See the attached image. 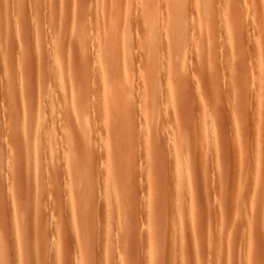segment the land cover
<instances>
[{
    "label": "rangeland",
    "instance_id": "obj_1",
    "mask_svg": "<svg viewBox=\"0 0 264 264\" xmlns=\"http://www.w3.org/2000/svg\"><path fill=\"white\" fill-rule=\"evenodd\" d=\"M154 1L0 0V264H264V0Z\"/></svg>",
    "mask_w": 264,
    "mask_h": 264
},
{
    "label": "bare ground",
    "instance_id": "obj_2",
    "mask_svg": "<svg viewBox=\"0 0 264 264\" xmlns=\"http://www.w3.org/2000/svg\"><path fill=\"white\" fill-rule=\"evenodd\" d=\"M141 1H143V0H141ZM146 1L148 2V3L146 2L147 6H148V4H149L151 7L154 8V6H152V5H154V4H152V3L155 2L154 0H151V3H149L150 0H149V1L146 0ZM207 1H208V0H207ZM247 1L249 2L250 0H247ZM205 2H206V1H205ZM151 4H152V5H151ZM157 5H158V4H157ZM206 5H208V4H206ZM206 5H205V6H206ZM140 6H141V4H140ZM205 6H203V8H204ZM210 6H211V5H210ZM243 6H245V9H246L247 2H245V4H244ZM248 6L250 7V4H248ZM141 7H142V6H141ZM151 7H150L149 9H151ZM249 7H248V8H249ZM128 8H129V7H128ZM146 8H147V7L144 8V6H143V9H146ZM205 8H207V6H206ZM240 8H241V7H240ZM137 9H138V8H137ZM141 9H142V8H141ZM207 9H208V8H207ZM245 9L242 7V10H245ZM190 10H191V9H190ZM204 10H205V9H204ZM142 11L144 12V10H142ZM142 11H141V12H142ZM149 11H150V10H148V12H149ZM151 11H152V9H151ZM206 11H207V10H206ZM134 12H135V11H134ZM146 12H147V9H146V11H145V14H146ZM167 12H168V11H167ZM243 12H244V11H243ZM248 13H250V12H248ZM150 14H152V13L150 12ZM168 14H169V13H168ZM244 14H246V12H245ZM148 15H149V13H148ZM156 15H158V14L156 13ZM163 15H164V14H163ZM172 15H173V14H172ZM241 15H242V14H241ZM241 15H240V16H241ZM262 15H263V14H262ZM132 16H133V15H132ZM150 16H152V15H149V16L146 15V18H147V19H146V18H144V19L148 20V18H149ZM168 16H169V15H168ZM246 16H247V15H246ZM144 17H145V15H144ZM154 17H155V16H154ZM166 17H167V15H166ZM242 18H243V17H241V19H242ZM11 19H12V18H11ZM241 19H240V20H241ZM3 20H4V19H3ZM42 20H43V19H42ZM243 20L245 21V19H243ZM154 22H155V21H154ZM158 22H159V20H158ZM147 23H148V22H147ZM241 23H243V22H241ZM111 24H112V23H111ZM125 24H126V23H125ZM246 24H247V23H246ZM158 25H160V23H158ZM227 25H228V24H227ZM206 26H207V25H206ZM120 27H121V26H120ZM120 27H119V28H120ZM115 28H116V27H115ZM154 28H155V25H154ZM229 28H230V27H229ZM125 29H126V28H125ZM152 30H154V29H152ZM130 32H131V31H130ZM124 36H125V35H124ZM95 38H96V37H95ZM153 39H154V38H153ZM89 42H90V41H89ZM66 46H67V45H66ZM160 46H161V45H160ZM104 47H105V46H104ZM53 52H54V51H53ZM106 52H107V51H106ZM126 52H127V51H126ZM54 53H55V52H54ZM97 53H99V52L97 51ZM125 54H126V53H125ZM49 55H50V54H49ZM52 55H53V54H52ZM55 60H56V59H55ZM169 60H170V59H169ZM58 62H59V61H58ZM169 63H171V62H169ZM56 64H57V63H56ZM56 64H55V65H56ZM59 64H60V63H59ZM59 64H58V65H59ZM65 66H66V65H65ZM106 66H107V65H106ZM248 67H249V66H248ZM58 68H59V67H58ZM62 68H63V67H62ZM66 68H67V67H66ZM107 68H108V67H107ZM110 68H111V67H110ZM158 68H159V66H158ZM162 68H164V66H162ZM250 68H252V65H251V64H250ZM102 69H103V68H102ZM248 69H249V68H248ZM55 70H56V69H55ZM58 70H59V69H58ZM58 70H56V71H58ZM62 70H65V69H62ZM91 70H92V69H91ZM163 70H165V69H162V71H163ZM250 70L253 71V68L248 70L249 72H252V71H250ZM49 71H50V70H49ZM66 71H67V70H66ZM162 71H161V72H162ZM61 72H63V71H61ZM92 72H93V71H91V73H92ZM94 72H95V71H94ZM94 72H93V73H94ZM99 72H100V71H99ZM99 72H97V73L95 72V73L97 74V76H98V73H99ZM109 72H110V71H109ZM196 72H197V71H196ZM55 73H57V72H55ZM104 73H106V71H104ZM107 73H108V70H107ZM107 73H106V75H107ZM163 73H164V71H163ZM191 73H192V72H191ZM245 73H246V72H245ZM50 74H51V73H50ZM60 74H61V73L59 72V75H60ZM63 74H64V72H63ZM108 74H109V73H108ZM138 74H139V73H138ZM168 74H169V73H168ZM168 74H166V75H168ZM106 75H105V77H107ZM195 75H198V74L195 73ZM244 75H245V74H244ZM249 75H250V74H249ZM57 76H58V73H57ZM62 76H63V75L61 74V77H62ZM101 76H102V75H101ZM170 76H171V75H170ZM246 76H247V75H246ZM163 77H164V80H166L165 73H164ZM168 77H169V75H168ZM186 77H188V76H186ZM190 77H191V76H190ZM244 77H245V76H244ZM47 78H48V77H47ZM57 78H58V77H57ZM62 78H63V77H62ZM95 78H96V77H95ZM182 78H183V77H182ZM191 78H193V77H191ZM59 79H60V78H59ZM170 79H171V78H170ZM57 80H58V79H57ZM64 80H67V78H66V79L64 78ZM139 80H140V79H139ZM167 80L169 81V79H167ZM167 80H166V81H167ZM191 80H192V79H191ZM61 81L63 82V80H61ZM112 81H113V80H112ZM112 81H111V82H112ZM116 81H117V80H116ZM118 82H119V81H118ZM118 82H115V83H117V86L119 85ZM121 82H122V81H121ZM121 82H120V86L122 85ZM154 82H155V81H154ZM107 83H108V82H107ZM112 83H114V82H112ZM126 83H127V81H126ZM128 83H129V82H128ZM128 83H127V84H128ZM166 83H168V82H166ZM169 83H170V82H169ZM169 83H168V84H169ZM171 83H172V82H171ZM219 83H220V82H219ZM221 83H222V82H221ZM58 84H59V83H58ZM63 84H64V82H63ZM65 84H66L65 87H66V89H67V87H68L67 82H66ZM72 84H73V83H72ZM123 84H125V83H123ZM59 85H60V84H59ZM111 85H112V84H111ZM220 85H221V84H220ZM120 86H119V88L117 87L119 90L123 87V86H121V88H120ZM130 86H131V85H130ZM130 86H129V87H130ZM221 86H222V85H221ZM125 87H126V84H125ZM149 87H150V86H149ZM155 87H156V86H155ZM164 87H165V85H164ZM171 87H172V86H171ZM222 87H223V86H222ZM126 88H128V87H126ZM151 88H152V87H151ZM167 88H168V87H167ZM192 88H193V87H192ZM118 89H117V90H118ZM171 89H172V88H171ZM220 89H221V88H220ZM11 90H12V89H11ZM11 90H10V91H11ZM119 90H118V91H119ZM10 91H8V92H10ZM15 91H16V90H15ZM15 91H14V92H15ZM18 91H19V90H18ZM67 91H68V90H67ZM153 91H154V90H153ZM172 91H173V89H172ZM58 92H60V91L58 90ZM65 92H66V90H65ZM105 92H106V91H105ZM114 92H115V91H114ZM27 93H28V92H27ZM51 93H52V92H50V94H51ZM60 93H61V92H60ZM103 93H104V92H103ZM103 93H102V94H103ZM117 93H118V92H117ZM117 93H112V94L114 95V97H115L114 100H113V98H112L113 95H111V96L109 95V96H110V98H109L110 101H113L112 104L114 103L115 105L117 104V101L119 102V104H121L120 101H122V99H120V101H119V100H116L117 97H116L115 95L118 96ZM120 93H121V91H120ZM7 94H8V93H7ZM16 94H17V93H16ZM16 94L13 93V94H12V97H13V95L16 96ZM48 94H49V93H48ZM50 94H49V96H51ZM54 94H55V93H54ZM64 94H65V93H64ZM105 94H106V93H105ZM121 94H122V93H121ZM155 94H156V93H155ZM162 94H163V93H162ZM97 95H98V94H97ZM51 97H52V96H51ZM64 97H65V96H64ZM101 97H102V96H101ZM119 97H120V96H119ZM151 98H152V97H151ZM8 99H9V98H8ZM8 99H7V100H8ZM100 99H101V98H100ZM111 99H112V100H111ZM124 99H125V98H124ZM124 99H123V100H124ZM153 99H154V98H153ZM10 100H11V99H10ZM97 100H98V99H97ZM115 100H116V101H115ZM129 100H130V99H129ZM8 101H9V100H8ZM64 101H65V100H64ZM66 101H67V99H66ZM66 101H65V103H67V105H68V101H67V102H66ZM114 101H115V102H114ZM98 102H99V101H98ZM122 102H123V101H122ZM124 102H125V101H124ZM242 103H243V102H242ZM57 104H58V103H57ZM119 104H118V105H119ZM123 104H124V103H123ZM115 105H114V110H115V107H116ZM118 105H117V106H118ZM32 106H33V105H32ZM62 106H63V105H62ZM64 107H65V105H64ZM64 107H63V109H64V111L66 112L67 107H65V108H64ZM149 107H150V106H149ZM116 108H117V107H116ZM118 108H119V107H118ZM122 108H123V107H122ZM11 109H12V108H11ZM40 109H41V108H40ZM65 109H66V110H65ZM123 109H124V108H123ZM123 109H122V110H123ZM146 109H147V108H145V110H146ZM15 110L17 111L16 107H15ZM15 110H14V111H15ZM22 110H25L26 113H25L24 111H22ZM22 110H21V111L24 112V114H26V115L22 114V117H24V116L26 117L27 114H28V118L26 117V119H24V118H25V117H24V118L22 119V122H21V123H22V125H24L27 121H31L32 116H33V115L31 116V114H33V112L30 110V107L28 108L29 111H27V110L24 109V108H23ZM104 110H105V109H103V111H104ZM114 110H113V111H114ZM118 110H119V109H117V111H118ZM120 110H121V109H120ZM147 110H148V109H147ZM151 110H152V109H151ZM38 111H40V110H38ZM103 111H102V112H103ZM40 112H41V111H40ZM42 112H43V111H42ZM59 112H60V111H59ZM65 112H64V113H65ZM102 112H101V113H102ZM146 112H147V111H146ZM12 113H13V112H12ZM17 113H18V115H19V112H17ZM17 113H16V114H17ZM109 113H110V112H109ZM136 113H137V112H136ZM34 114H36V113H34ZM59 114H60V113H59ZM59 114H58V115H59ZM65 114H66V113H65ZM104 114H105V112H104ZM104 114H102V115H104ZM110 114H111V113H110ZM114 114H115V113H114ZM116 114H117V112H116ZM119 114H120V113H119ZM121 114H122V113H121ZM161 114H162V113H161ZM208 114H209V113H208ZM239 114H240V113H239ZM14 115H15V113H14ZM18 115H17L16 117H18ZM23 115H24V116H23ZM61 115H62V114H61ZM61 115H60V118H63V117H61ZM102 115H100V116H102ZM123 115H125V114H122V117H123ZM41 116H42V115H41ZM41 116H40V117H41ZM108 116H109V115H108ZM112 116H113V115H112ZM120 116H121V115H120ZM146 116H147V115H146ZM208 116H209V115H208ZM29 117H31V118L29 119ZM40 117H39V118H40ZM46 117H47V116H46ZM105 117L107 118V116H105ZM110 117H111V116H109V118H107V119H108V120L110 119V120L113 121L114 119H111ZM39 118H38V119H39ZM41 118H42V117H41ZM52 118L54 119V117H52ZM94 118H96V117H94ZM126 118H127V117H126ZM45 119H46V118H45ZM45 119H42V121L45 120ZM101 119H102V118H101ZM101 119H100V121H102V120L104 121V118H103L102 120H101ZM119 119H120V118H119ZM201 119H202V117H201ZM203 119H205V118H203ZM209 119H210V117H209ZM25 120H27V121H25ZM46 120H47V119H46ZM51 120H52V119H51ZM59 120H60V119H59ZM64 120H65V119H64ZM105 120H106V119H105ZM108 120H107V121H108ZM122 120H123V119H122ZM205 120H206V119H205ZM23 121H24V122H23ZM52 121H53V120H52ZM57 121H58V120H57ZM57 121H56V122H57ZM61 121H62V120H61ZM61 121H60V122H61ZM95 121H97V120L95 119ZM198 121H199V120H198ZM198 121H197V122H198ZM203 121H204V120H203ZM203 121H202V124H204ZM209 121H210V120H209ZM209 121H208V122H209ZM104 122H106V121H104ZM115 122H116V120H115ZM205 122H206V121H205ZM28 123H30V122H28ZM48 123H49V122H48ZM65 123H66V121H65ZM111 123H112V122H111ZM117 123H118V122H117ZM122 123H123V122H122ZM206 123H207V122H206ZM31 124H32V123H31ZM61 124H62V123H61ZM63 124H64V123H63ZM114 124H115V123H114ZM135 124H136V123H135ZM209 124H211V122H210ZM22 125H21L20 127L25 128V127H23ZM29 125H30V124H29ZM87 125H88V124H87ZM116 125H117V124H116ZM119 125H120V124H119ZM124 125H125V124H124ZM126 125H127V124H126ZM24 126H25V125H24ZM122 126H123V125H122ZM212 126H213V125H210L209 128H208V130L211 129V131L208 132V136H209V137H208V136L205 137V138H207V140H208V138H209V140L206 141V143L208 142V147H210L208 150H210L211 147L215 144V134H214V131L212 130ZM20 127H19V128H20ZM60 127H61V126H60ZM60 127H59V128H60ZM88 127H89V126H88ZM137 127H138V126H137ZM210 127H211V128H210ZM22 128H21V129H22ZM62 128H63V127H62ZM159 128H160V127H159ZM199 128H200V127H199ZM202 128H203V127H202ZM206 128H207V127H206ZM206 128H205L204 130L208 131ZM213 128H214V127H213ZM63 129H64V128H63ZM63 129H59V130H63ZM13 130H14V132H15V133H14V136H15L16 140H19V135H20L19 133H21V132L24 133V132H23V131L19 132L20 129H18L17 127H16L15 129H13ZM22 130H23V129H22ZM24 130H25V129H24ZM28 130H29V128H28ZM85 130H86V129H85ZM159 130H160V129H159ZM190 130H191V129H190ZM8 131H9V130H8ZM30 131H31V128H30V130L28 131V135H29V136L32 135V134H31L32 132L30 133ZM115 131L117 132V130H115ZM140 131H141V130H140ZM201 131H202V130H201ZM46 132H47V131H46ZM59 132H60V131H59ZM87 132L89 133L90 131H88V129H87V130H86V133H87ZM104 132H105V131H104ZM113 132H114V131H113ZM158 132H159V131H158ZM197 132H199V131L197 130ZM4 133H5V132H4ZM47 133H48V132H47ZM50 133H51V132H49L48 135H50ZM88 133H87V134H88ZM107 133H108V132H107ZM177 133H178V132H177ZM8 134H9V133H8ZM12 134H13V133H12ZM26 134H27V133H26ZM26 134H24V135H26ZM138 134H139V133H138ZM203 134H204V133H203ZM203 134H202L201 136H206L205 134H204V135H203ZM206 134H207V133H206ZM21 135H22V134H21ZM41 135H42V134H41ZM41 135H40V137L42 138ZM53 135H54V133H53ZM53 135L49 136V138H50V137L53 138ZM29 136H27V137H29ZM43 136L45 137V138L43 137V139H45V141H47V140L49 139L47 135H46V136L43 135ZM54 136H55V135H54ZM88 136H89V134H88L86 137H88ZM138 136H139V135H138ZM140 136H141V135H140ZM174 136H175V135H174ZM197 136H198V135H197ZM201 136H200V137H201ZM22 137H23V135H22ZM30 137H32V136H30ZM30 137L28 138L29 140H31ZM33 137H34V136H33ZM46 137H47V139H46ZM113 137H114V136H113ZM1 138H2V137H1ZM17 138H18V139H17ZM168 138H170V137H168ZM182 138H183V141H182V142H185V141H184V137H182ZM203 138H204V137H203ZM203 138H202V139H203ZM205 138H204V139H205ZM23 139L25 140V137H23ZM43 139H41V140H43ZM54 139H55V138H53V140H54ZM1 140H2V139H1ZM41 140H40V141H41ZM53 140H52V141H53ZM118 140H119V139H118ZM120 140H121V139H120ZM120 140H119V141H120ZM198 140H199V139H198ZM200 140H201V139H200ZM5 141H6V140H5ZM27 141H28V140H27ZM34 141L37 142V138H36ZM43 141H44V140H43ZM45 141H44V142H45ZM115 141H116V137H115ZM172 141H173V139L170 140V142H172ZM174 141H175V140H174ZM176 141H177V140H176ZM7 142H8V141H7ZM9 142H11V141H9ZM29 142H30V141H29ZM112 142H113V141H112ZM197 142H198V141H197ZM199 142H200V141H199ZM203 142H205V140H204ZM12 143H13V142H12ZM14 143H15V142H14ZM14 143H13V144H14ZM24 143H25V141H24ZM27 143H28V142H27ZM27 143H26V144H27ZM30 143H31V142H30ZM175 143H177V142H175ZM230 143H231V142H230ZM51 144H52V143H51ZM197 144H198V143H197ZM203 144H204V143H203ZM35 145H36V144H35ZM43 145H44V144H43ZM66 145H67V144H66ZM123 145H124V144H123ZM176 145H177V144H176ZM220 145H221V144H220ZM229 145H230V144H229ZM238 145H239V144H238ZM47 146H48V145H47ZM67 146H68V145H67ZM169 146H170V145H169ZM174 146H175V145H171V147H173L172 150H171V153H172V151H173V153H175L174 151L177 150V149L174 150ZM198 146H200V145H198ZM5 147H6V146H5ZM19 147H20V146H19ZM21 147H22V146H21ZM21 147H20V148H21ZM27 147H28V146H27ZM30 147H31V146H30ZM33 147H34V146H33ZM105 147H106V146H105ZM115 147H116V146H115ZM180 147H181V148H179V147H178V148L182 151V149H184V148L187 147V144L184 143V144L180 145ZM213 147H214V146H213ZM22 148H23V147H22ZM35 148H36V147H35ZM42 148H43V147H42ZM45 148H46V146H45ZM102 148H103V147H102ZM102 148H101V149H102ZM106 148H107V147H106ZM112 148H113V147H112ZM198 148H199V147H198ZM228 148H229V147H228ZM24 149H26V148H24ZM27 149H29V147H28ZM230 149H231V148H230ZM35 150H36V149H35ZM103 150H104V149H103ZM199 150H200V148L198 149L197 152H200ZM211 150H212V149H211ZM112 151H113V150H112ZM169 151H170V150H169ZM24 152H25V151H24ZM27 152H28V151H27ZM33 152H34V151H33ZM100 152H101V151H100ZM106 152H107V151H106ZM110 152H111V151H110ZM110 152H109V153H110ZM176 152H177V151H176ZM216 152H218V150H217ZM200 153H201V152H200ZM21 154H23V153H21ZM25 154H26V153H25ZM35 154H37V153H35ZM107 154H108V153H107ZM211 154H212V153H211ZM211 154H210V155H211ZM215 154H217V153H215ZM215 154H214V157H215ZM0 155H1V154H0ZM109 155H110V154H109ZM147 155H148V154H147ZM174 155H175V154H174ZM183 155H184V154H183ZM183 155H182V153H181V156H183ZM217 155H218V154H217ZM242 155H243V154H242ZM34 156H35V155H33V157H34ZM114 156H116V155H114ZM196 156H197V155H196ZM249 156H250V155H249ZM29 157H30V156H29ZM212 157H213V156H212ZM229 157H231V156L229 155ZM30 158H31V157H30ZM36 158H37V157H36ZM108 159H109V158H108ZM175 159H176L175 161H176L177 165H179V168H178V169H179V171H181V175H182V178H181V181H182V182H181V185H182V187H184L185 189L190 190L191 182H190V179L188 178V177H189V176H188V174H189V173H188V172H189V171H188V158L186 159V158H184V156L181 158L178 154H176ZM196 159H197V158H196ZM242 159H243V158H242ZM27 160H28V159H27ZM208 160H211V159H208ZM212 160H213V159H212ZM238 160H239V157H238ZM15 161H16V160H15ZM28 161H30V159H29ZM31 161H33V160H31ZM165 161H166V160H165ZM10 162H11V161H10ZM24 162H26V161H24ZM168 162H169V161H168ZM196 162H197V160H196ZM240 162H241V161H240ZM12 163H13V162H12ZM35 163H36V162H35ZM35 163H34V164H35ZM212 163H213V161H212ZM24 164H25V163H24ZM169 164H170V163H169ZM169 164H168V165H169ZM213 164H214V163H213ZM216 164H219V163L216 162ZM236 164H237V163H236ZM15 165H16V164H15ZM203 165H204V162H203ZM239 165H241V163H240ZM8 166H9V165H8ZM196 166H197V165H196ZM22 167H23V166H22ZM27 167H28V166H27ZM29 167H30V166H29ZM202 167H203V166H202ZM213 167H214V166H213ZM1 168H3V167H1ZM11 168H12V167H11ZM34 168H35V167H34ZM70 168H71V167H70ZM9 169H10V167H9ZM29 169H30V168H29ZM42 169H43V168H42ZM76 169H77V168L75 167V170H76ZM174 169H175V167H174ZM174 169H173V170H174ZM192 169H193V168H192ZM229 169H230V168H229ZM239 169H241V168H239ZM33 170H34V169H33ZM33 170H32V171H33ZM36 170H37V169H36ZM198 170H199V169H198ZM210 170H213V169L211 168ZM233 170H234V168H233ZM237 170H238V169H237ZM241 170H242V169H241ZM248 170H249V169H248ZM11 171H12V170H11ZM73 171H74V170H73ZM171 171H172V170H171ZM199 171H200V170H199ZM12 172H13V171H12ZM173 172L176 173V171H173ZM197 172H198V171H197ZM197 172H196V173H197ZM202 172L204 173L203 169H202ZM215 172H216V171H215ZM229 172H230V171H229ZM247 172H248V171H247ZM6 173H7V172H6ZM8 173H9V172H8ZM16 173H17V172H16ZM169 173H170V172H169ZM203 173H202V174H203ZM241 173H242V172H241ZM117 174H118V173H117ZM179 174H180V173H179ZM242 174H243V173H242ZM195 175H196V174H195ZM34 176H35V175H34ZM37 176H38V174H37ZM122 176H123V175H122ZM196 176H197V175H196ZM200 176H202V175H200ZM217 176H218V175H217ZM236 176H237V174H236ZM239 176H241V174H240ZM125 177H126V176H125ZM179 177H181V176H179ZM179 177H177V179H178ZM197 177H198V178H197ZM197 177H196V178L199 179V174H198ZM28 178H30V177H28ZM28 178H27V179H28ZM33 178H34V177H33ZM37 178H38V177H37ZM105 178H106V177H105ZM232 178H233V177H232ZM30 179H31V178H30ZM34 179H36V178H34ZM34 179H33V180H34ZM43 179H44V178H43ZM87 179H88V177H87ZM107 179H108V178H107ZM115 179H116V178H115ZM90 180H91V179H90ZM108 180H109V179H108ZM126 180H127V179H126ZM179 180H180V179H179ZM179 180H178V181H179ZM195 180H196V179H195ZM262 180H263V179H262ZM80 181H81V180H80ZM105 181H106V179H105ZM105 181H104V182H105ZM178 181H177V183H179ZM230 181H231V179H230ZM90 182H91V181H90ZM90 182H89V183H90ZM106 182L109 183L110 181H106ZM238 182H240V181H238ZM28 183H29V182H28ZM36 183H37V182H36ZM110 183H111V182H110ZM29 184H30V183H29ZM76 184H77V183H76ZM113 184H114V183H113ZM113 184L111 183V185H113ZM120 184H121V183H120ZM241 184H242V183H241ZM38 185H39V184H38ZM69 185H70V184H69ZM107 185H108V184H107ZM107 185H106V186H107ZM111 185H110V186H111ZM167 185H168V183H167ZM243 185H246V184H243ZM89 186H90V185H89ZM108 186H109V185H108ZM113 186H114V185H113ZM113 186H112V187H113ZM178 186H179V184H178ZM206 186H207V185H206ZM216 186H217V185H216ZM227 186H228V185H227ZM238 186H239V185H238ZM38 187H39V186H38ZM104 187H105V186H104ZM116 187H117V186H116ZM120 187H121V186H120ZM243 187L245 188V186H243ZM90 188H91V187H90ZM113 188H114V187H113ZM113 188H112V189H113ZM171 188H172V187H171ZM176 188H177V187H176ZM179 188H180V187H179ZM184 188H183V189H184ZM108 189H109V188H108ZM112 189H111V190H112ZM116 189H117V188H116ZM194 189H195V188H194ZM238 189H239V187H238ZM257 189H258V188H257ZM79 190H80V189H79ZM83 190H84V189H83ZM109 190H110V189H109ZM113 190H115V188H114ZM171 190H172V189H171ZM177 190H178V189H177ZM239 190H240V189H239ZM239 190H238V191H239ZM261 190H262V189H261ZM108 192H109V191H108ZM172 192H174V191H172ZM180 192H181V191H179V194H180ZM187 192H188V191H187ZM261 192H263V191H261ZM73 193H74V192H73ZM112 193H115V192L112 191ZM118 193H119V191H118ZM239 193H240V192H239ZM259 193H260V192H259ZM170 194H171V193H170ZM184 194H185V193H183V195H184ZM195 194H196V193H195ZM257 194H258V193H257ZM262 194H263V193H262ZM187 195H189V193H188ZM193 195H194V194H193ZM193 195H192V196H193ZM198 195H199V193H198ZM112 196H113V195H112ZM112 196H111V197H112ZM122 196H123V195H122ZM179 196H180V195H179ZM189 196H191V195H189ZM202 196H203V195H202ZM208 196H209V195H208ZM256 196H257V195H256ZM256 196H255V197H256ZM114 197H116V196H114ZM114 197H112V198H114ZM206 197H207V196H206ZM247 197H248V196H247ZM167 198H168V197H167ZM179 198H180V197H179ZM179 198H178V200H179ZM183 198H184V199H183ZM183 198H182V201L185 200V201H184V204H185V203L187 202V201H186L187 199H185V196H184ZM250 198H251V197H249V199H250ZM100 199H101V198H100ZM107 199H108V198H107ZM188 199L190 200L189 197H188ZM206 199H207V198H206ZM224 199H225V198H224ZM242 199H244V197H242ZM253 199H254V198H253ZM110 200H111V198H110ZM115 200H116V198H115ZM246 200H248V198H247ZM246 200H245V201H246ZM107 201H108V200H107ZM175 201H176V198H175ZM192 201H193V200H192ZM198 201H199V200H198ZM241 201H243V200H241ZM245 201H244V203H245ZM248 201H249V200H248ZM97 202H98V201H97ZM111 202H112V201H111ZM114 202H115V201H114ZM178 202H180V201H178ZM207 202H208V201H207ZM137 203H138V202H137ZM141 203H142V202H141ZM141 203H140V204H141ZM159 203H160V202H159ZM184 204H183V205H184ZM188 204H190V203L188 202ZM192 204H193V203H192ZM137 205H138V204H137ZM186 205H187V204H186ZM201 205H202V204H201ZM210 205L212 206V204H208V207H211ZM220 205H221V204H220ZM176 206H177V208H179V207H178V204H177ZM214 206H215V204H214ZM141 207H142V205H141ZM173 207H175V206H173ZM189 207H190V206H189ZM212 207H213V206H212ZM215 207H216V206H215ZM175 208H176V207H175ZM187 208H188V207H187ZM247 208H248V207H247ZM153 209H154V208H153ZM173 209H174V208H173ZM190 209H191V207H190ZM194 209H195V207H194ZM205 209H206V208H205ZM167 210H168V209H167ZM170 210H171V208H170ZM175 210H176L177 212H179L177 209H175ZM175 210H173V211L175 212ZM192 210H193V209H192ZM215 210H216V209H214V213L216 212ZM222 210H223V209H222ZM222 210H220V211L222 212ZM171 211H172V210H171ZM217 211H218V209H217ZM226 211H227V210H226ZM237 211H238V210H237ZM168 212H169V211H168ZM221 212H220V213H221ZM212 213H213V212H211V214H212ZM243 213H244V211H243ZM246 213H247V212H246ZM260 213H261V212H260ZM171 214H172V213H170L169 215H171ZM173 214H174V213H173ZM179 214H180V212H179ZM200 214H201V213H200ZM217 214H218V213H217ZM201 215H202V214H201ZM215 215H216V214H215ZM114 216L116 217V215H114ZM167 216H168V215H167ZM192 216H193V215H192ZM202 216H203V215H202ZM212 216H213V215H212ZM100 217H101V216H100ZM197 217H198V216H197ZM200 217H201V216H200ZM113 218H114V217H113ZM168 218H169V217H168ZM168 218H166V219L168 220ZM193 218H194V216H193ZM212 218H214V217H212ZM229 218H230V217H229ZM257 218H258V217H257ZM170 219H171V217L169 218V220H170ZM208 219H209V218H208ZM116 220H117V219H116ZM171 220H172V219H171ZM192 220H193V219H192ZM211 220L213 221V219H211ZM176 221H177V220H176ZM178 221H179V220H178ZM242 221H243V220H242ZM208 222H209V221H208ZM175 223H176V222H175ZM211 223H212V222H211ZM213 223H214V221H213ZM184 224H185V222H184ZM186 224H187V223H186ZM168 226H169V225H168ZM182 226H183V225H182ZM182 226H181V225H178V226H177V229H176L177 231L175 230L176 232L174 233V236L177 237V238H179V239H180V238H183L182 236L184 235V234H183V227H182ZM125 227H126V226H125ZM186 227H187V226H186ZM212 227H213V225H211V228H212ZM194 229H195V228H194ZM170 230H171V229H170ZM213 230H214V229H213ZM213 230H212V231H213ZM195 231H196V230H195ZM193 232H194V231H193ZM197 232H198V231H197ZM208 232H209V231H208ZM154 234H155V233H154ZM209 234H210V233L207 234L208 237H209ZM212 234H214V232H213ZM214 235H215V234H214ZM98 236H99V235H98ZM98 236H97V238H98ZM219 236H220V235H219ZM95 237H96V236H95ZM196 237H198V236L196 235ZM212 237H213V235H212ZM215 237H216V236H214V238H215ZM227 237H228V236H227ZM97 238H96V239H97ZM201 240H202V239H201ZM222 240H223V239H222ZM176 241H177V240H176ZM176 241H174V242H176ZM196 241H197V240H196ZM196 241H195V243H196ZM202 241H203V240H202ZM86 242H87V241H86ZM217 242H218V241H217ZM6 243H8V242H6ZM176 243H177V242H176ZM178 243H179V241H178ZM205 243H206V242H205ZM220 243H222V241H221ZM86 244H87V243H86ZM1 245H2V244H1ZM1 245H0V246H1ZM8 245H9V244H8ZM21 245H22V244H21ZM24 245H25V244H24ZM24 245H23V246H24ZM197 245H198V244H196V247H197ZM202 245H204V243H203ZM217 245H218V244H217ZM217 245H216V244H215V245H211V248L213 249L214 246H217ZM221 245H222V244H221ZM192 246H193V244H192ZM26 247H27V246H26ZM217 247H218V246H217ZM5 248H6V247H5ZM5 248H4V249H5ZM28 248H29V247H28ZM104 248H105V247H104ZM188 248H190V247L188 246ZM219 248H220V247H219ZM219 248H218V250H219ZM222 248H223V246H222ZM2 249H3V245H2V247H0V256L2 255ZM215 249H216V248H215ZM5 250H6V249H5ZM26 250L28 251V249H26ZM26 250H25V251H26ZM204 250L206 251V249H204ZM25 251H24V252H25ZM27 251H26V252H27ZM210 251H212V250L210 249ZM8 252H9V251H8ZM8 252H7V254H8ZM197 252H198V251H197ZM203 252H204V251H203ZM208 252H209V251H208ZM10 253H11V252H10ZM96 253H97V252H96ZM212 253H213V252H212ZM97 254H99V253H97ZM170 254H171V253H170ZM178 254H179V253H178ZM178 254H177V255H178ZM188 254H189V253H188ZM213 254H214V253H213ZM9 255H10V254H9ZM122 255H123V254H122ZM190 255H191V254H190ZM190 255H189V256H190ZM211 255H212V254H211ZM4 256H5V255H4ZM96 256H97V255H95L94 257H96ZM111 256H112V254H111ZM125 256H126V255H125ZM169 256H170V255H169ZM178 256H179V255H178ZM107 257H108V256H107ZM121 257H122V256H121ZM170 257H171V256H170ZM173 257H174V256H173ZM192 257H193V256H192ZM108 258H110V257H108ZM118 258H119V257H118ZM216 258H217V257H216ZM0 259H3V258L0 257ZM199 259H200V258H199ZM211 259H212V257H211ZM108 260H109V259H108ZM118 260H119V259H118ZM122 260H123V259H122ZM170 260H171V259H170ZM180 260H182V259H180ZM1 261H2V260H1ZM1 261H0V262H1ZM167 261H168V260H167ZM178 261H179V260H178ZM121 262H122V261H121ZM197 262H198V261H197ZM207 262H209L208 259H207ZM3 263H4V262H3ZM108 263H109V262H108ZM182 263H183V262H182ZM202 263H204V262H202ZM209 263H210V262H209ZM215 263H216V262H215ZM165 264H166V263H165ZM198 264H199V263H198ZM216 264H217V263H216Z\"/></svg>",
    "mask_w": 264,
    "mask_h": 264
}]
</instances>
